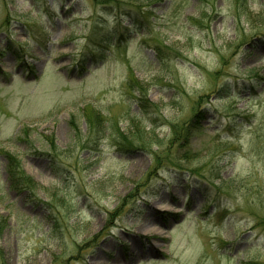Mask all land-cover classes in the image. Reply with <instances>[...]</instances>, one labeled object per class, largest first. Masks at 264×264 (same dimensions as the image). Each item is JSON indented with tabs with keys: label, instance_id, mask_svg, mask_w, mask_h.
Instances as JSON below:
<instances>
[{
	"label": "rangeland",
	"instance_id": "374dc122",
	"mask_svg": "<svg viewBox=\"0 0 264 264\" xmlns=\"http://www.w3.org/2000/svg\"><path fill=\"white\" fill-rule=\"evenodd\" d=\"M0 52V264H264V0H0Z\"/></svg>",
	"mask_w": 264,
	"mask_h": 264
},
{
	"label": "trees",
	"instance_id": "16d2710c",
	"mask_svg": "<svg viewBox=\"0 0 264 264\" xmlns=\"http://www.w3.org/2000/svg\"><path fill=\"white\" fill-rule=\"evenodd\" d=\"M92 33H93V32H92ZM108 35H109V34H108ZM108 35L106 36V39H107V40H110V39L108 38V37H110V36H108ZM25 47H26L27 49L24 50V48L21 47L19 50L22 51L23 54L28 55L29 48H28L27 46H25ZM9 49H10V50L12 49V47H11L10 45H9ZM0 55H1V52H0ZM19 174H20V177L22 178V180H24V183H23V186H21L22 188L19 186V182H16V186L19 187V188H21V189H24V187H25L24 184L27 183V182L29 183V177L26 176V175H24L21 171L19 172ZM28 183H27V185H28ZM30 184H31V183H30ZM27 185H26V186H27Z\"/></svg>",
	"mask_w": 264,
	"mask_h": 264
}]
</instances>
